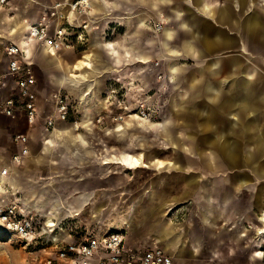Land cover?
Segmentation results:
<instances>
[{"label":"crops","instance_id":"crops-1","mask_svg":"<svg viewBox=\"0 0 264 264\" xmlns=\"http://www.w3.org/2000/svg\"><path fill=\"white\" fill-rule=\"evenodd\" d=\"M73 1L53 0L50 9L61 4L59 11L65 10ZM91 2L82 45L46 53L35 43L28 44L33 72L36 66L44 75L39 83L35 73V91L38 94L40 86L50 88L43 101H37L35 122L29 124L22 112L0 120V171L10 166L6 179L12 192L20 195L27 211L44 219L40 239L51 244V254L43 264L54 261L64 244L83 240L86 230L105 233L124 227L128 246H158L173 264L213 261L223 242L227 257L232 256L234 230L240 222L238 239L249 237L245 224L253 223L260 243L264 238V0ZM145 10L165 23L159 38L162 55L155 51L159 45L147 17L140 15ZM43 15L26 18L11 2L0 5L4 33L0 48L6 68L4 48L10 43L23 45L26 24L24 28L20 24ZM121 29L124 35L119 34ZM155 58L163 60L168 85L190 76L182 97L192 100L168 101L161 121L141 120L128 108L154 83L150 62ZM145 72L150 82L137 84ZM4 79L3 88L13 94L12 77L6 72ZM121 91L125 101H118ZM55 93L70 101L67 121L55 113ZM117 116L124 118L114 120ZM48 118L55 121L53 130L45 126ZM20 134L27 138L28 153L16 164L12 157L21 156L23 144L16 143L14 136ZM150 146L157 150L143 152ZM158 150L173 155L160 159ZM138 168L156 173L146 188L136 193L123 190V171ZM241 197L242 208L236 210L235 200ZM188 202L189 206H180ZM243 257L251 262L262 252L247 249Z\"/></svg>","mask_w":264,"mask_h":264},{"label":"built area","instance_id":"built-area-1","mask_svg":"<svg viewBox=\"0 0 264 264\" xmlns=\"http://www.w3.org/2000/svg\"><path fill=\"white\" fill-rule=\"evenodd\" d=\"M7 4V0H0V5ZM91 0H75L68 4V12L59 11L61 4L52 7L49 14L43 15L35 21H27L24 39L26 45L8 44L4 50L8 56L7 74L12 77L15 92L12 96L0 101V114L12 117L16 112H22L29 124L35 122L38 115V96L35 91L37 83L33 72V61L30 59L28 44L35 43L46 53H56L61 49H72L86 41V27L89 15L93 11ZM75 23V24H74ZM155 31H161L162 21L154 25ZM54 109L58 118L67 121L70 115V101L60 93L53 95ZM119 101V100H118ZM130 110V108H128ZM140 116L146 117L145 111ZM117 116L114 120H122ZM55 121L48 118L45 126L54 129ZM16 143L23 144L21 156H13L12 163H20L22 156L28 153L25 145L27 138L24 135L14 136ZM10 166L3 167L1 174L10 175ZM1 186V184H0ZM6 192L1 196L14 194L9 186L8 179L2 185ZM11 191V192H10ZM43 217L33 215L27 211L21 202H6L0 198V223L5 230L17 235L26 242L42 236ZM173 264V259L158 246L130 247L125 242V235L121 230L84 232L83 240L79 243L64 244L56 252L54 261L49 259L47 264Z\"/></svg>","mask_w":264,"mask_h":264},{"label":"rangeland","instance_id":"rangeland-1","mask_svg":"<svg viewBox=\"0 0 264 264\" xmlns=\"http://www.w3.org/2000/svg\"><path fill=\"white\" fill-rule=\"evenodd\" d=\"M59 1H67V0H59ZM75 1V0H74ZM221 0H218L220 2ZM7 2H11L13 4V8H18L20 11L25 13L26 18H35L40 15H43L45 13H50L52 8L50 9L53 0H7ZM26 2L30 3L29 5L26 4ZM70 2V1H69ZM67 3V2H66ZM65 10H60L63 14L68 12V3L65 5ZM145 9V7H142ZM143 16L147 17V23L149 26L152 27V34L155 38V40L158 42V47L155 50L156 52H159V55H162L160 51V36L162 33L161 31H155L154 25L157 24L159 21H162L160 18L157 16H153L151 13L147 12L146 10L144 13L140 14ZM129 14H124L123 17H128ZM163 23V22H162ZM165 26V23H163V28ZM125 31L124 29H121L119 34L124 35ZM3 31L0 29V35H3ZM108 41H112L113 37H110ZM147 38V34L143 33L141 36V39L144 41ZM148 38H150L148 36ZM2 39V37H0ZM140 39V40H141ZM107 41V42H108ZM157 55V56H159ZM182 62V60H181ZM143 65V64H142ZM144 66V65H143ZM150 66L152 69V75L154 76V83L150 84L149 88H147L146 93L141 96V98L137 99L135 102H133L131 105H129L130 111L128 112L129 114L133 115H138L140 118L143 119H151L153 121H161L163 119V112H166L167 110V104L168 101H191L192 98H184L182 97V94L185 91V88H188V79L190 76H188L186 79H181L175 83V86L168 85L167 83L164 82V66H163V60L162 59H152L150 62ZM6 65L5 61L3 62V55H2V50L0 48V101L4 100V97L7 95L8 97L12 96L10 92H7L5 88H3V81H5V71ZM262 74H264V69L261 70ZM35 73L36 76L39 78V83L42 82V76H44L39 69L35 66ZM34 73V74H35ZM193 73V72H190ZM189 75V74H188ZM196 75V73H194ZM150 75L148 73H144L140 76L141 80L137 81V84H145V82H150ZM125 77V75H124ZM128 82L131 81L130 78H127ZM200 77L198 78V80ZM3 82V83H2ZM195 86V85H194ZM202 84H199V90H200V101H203L202 95ZM50 88L42 87L38 89V99L39 101H43V93L45 91H48ZM189 90V89H188ZM193 90V89H192ZM194 91H191V93L194 94ZM125 91L120 92V96L118 98L119 101H125ZM192 94V95H193ZM42 99V100H41ZM191 99V100H190ZM126 104V103H125ZM128 104V103H127ZM128 107V105H127ZM145 111L146 117L140 116V112ZM2 117H6L2 114H0V120H2ZM123 117V116H122ZM124 118V117H123ZM123 120V119H122ZM121 120V121H122ZM75 120H72L74 122ZM119 121V120H118ZM153 136V135H152ZM154 148H157L155 146H150L147 150L143 152L147 153H153ZM128 152H142V151H137L136 149H129L127 150ZM173 153V152H172ZM145 154V153H143ZM173 154L169 155V150H158V157L160 159H169L172 157ZM156 172L154 170L147 169V168H138L135 171H129V170H124V180L122 183V189L123 190H128L130 191H138L139 189L142 190L146 188V186L149 183V179H152V175H154ZM136 176L134 178L135 180H129L130 177ZM133 181V182H132ZM113 184V182H112ZM4 201L10 203V202H21V197L20 195L14 193V194H9L10 196L5 197L1 196ZM242 203L243 199L242 197L239 199L235 200V208L236 210L242 208ZM190 202L182 204L180 206H189ZM115 214V213H114ZM253 215V214H252ZM184 215H182V220L184 219ZM43 219V218H42ZM71 219V218H70ZM112 219V218H111ZM114 220V219H112ZM44 221V219L42 220ZM68 220H65L63 224H65ZM225 224V223H224ZM240 226V228H239ZM241 222L238 224L234 230V253L232 256L227 257V247L226 243L223 242V244L219 245L218 247V252L219 255L218 257H214L213 261H207V262H199L196 264H258V263H264V238L261 239L260 243H258L259 237L256 234V226L257 224L251 223L250 225L245 224L246 226V231H247V236L245 240H243L242 237L238 239L240 236L241 230ZM238 227V228H237ZM118 230H121L122 233L125 235V229L124 227L117 228ZM62 232V231H61ZM55 233V232H54ZM58 234H60V231H57ZM55 233V234H57ZM228 232V236L230 237L231 233ZM0 234L2 236L0 237V264H43L44 259L47 257H50V250H51V244L46 243L43 239H40V236L36 235L37 238L33 239L32 241L26 242L24 240H21L17 235L8 232L5 230L4 226L0 223ZM238 239V240H237ZM244 241V242H243ZM250 250V253H255V252H262V257L259 258H252L250 261H247V257H243V254L245 250L247 251Z\"/></svg>","mask_w":264,"mask_h":264},{"label":"bare ground","instance_id":"bare-ground-1","mask_svg":"<svg viewBox=\"0 0 264 264\" xmlns=\"http://www.w3.org/2000/svg\"><path fill=\"white\" fill-rule=\"evenodd\" d=\"M104 1V0H103ZM91 8H92V5H91ZM11 20V19H10ZM18 22V21H17ZM3 24V23H2ZM25 22L24 23H21L20 24V27L22 28H24V26H25ZM16 27H17V25H16ZM133 41V40H132ZM21 43L23 44V45H26L27 43L25 42V39H24V37L22 36V38H21ZM173 74H175V73H173ZM137 117L139 118V119H141V120H146V119H143V118H140L138 115H137ZM134 119V118H133ZM149 121V120H148ZM134 161V163H136V164H138L139 162H138V160L137 159H134L133 160ZM3 169V168H2ZM2 171V170H1ZM1 171H0V184H1V186H0V194H4L5 192H6V190L3 188V183H2V181L4 180V179H6L7 177H5V176H3L2 174H1ZM261 232H264V231H261ZM2 236V234H0V237Z\"/></svg>","mask_w":264,"mask_h":264}]
</instances>
